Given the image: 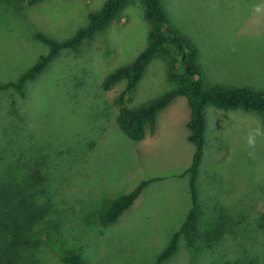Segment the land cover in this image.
Masks as SVG:
<instances>
[{"label":"rangeland","instance_id":"obj_1","mask_svg":"<svg viewBox=\"0 0 264 264\" xmlns=\"http://www.w3.org/2000/svg\"><path fill=\"white\" fill-rule=\"evenodd\" d=\"M106 1L44 0L11 17L0 10V82L15 80L47 53L35 33L58 42L70 38ZM161 5L173 31L195 45L202 88L264 90V0H161ZM148 29L140 0H131L118 22L85 40L77 53L62 51L27 85L25 98L0 93V147L4 128L9 129L4 125L7 109L15 101L22 117L18 129L27 124L9 137L23 149L31 147L26 154L46 147L52 161L66 162L60 176L54 173L49 217L60 221L65 243L52 231L43 232L33 249L37 264H63L60 255L67 250L80 251L89 264H154L190 209L189 177L182 175L192 164L194 147L187 139L185 98L160 112L154 135L133 142L120 131L112 102L125 82L101 89L109 73L130 64L145 48ZM167 73L162 58L152 60L127 107L146 105L174 89ZM80 138L82 151L72 148ZM204 138L197 225L204 231L223 222L228 230L212 252H189L181 238L165 264H264V234L255 224L264 213L262 117L208 106ZM149 179L158 181L99 232L103 207ZM31 262L29 256L26 264Z\"/></svg>","mask_w":264,"mask_h":264},{"label":"trees","instance_id":"obj_2","mask_svg":"<svg viewBox=\"0 0 264 264\" xmlns=\"http://www.w3.org/2000/svg\"><path fill=\"white\" fill-rule=\"evenodd\" d=\"M42 1L44 0H0V10H5L8 17L17 16ZM140 2L143 7V18L149 26L146 46L130 64L109 73L102 81L101 89L107 92L118 83L125 82L124 89L112 102L118 108L116 121L120 131L133 142H141L146 136L154 135L159 113L176 98L183 97L186 100L189 109L187 139L193 145L194 152L192 164L182 176L189 177L191 206L180 228L173 233L154 263L165 264L177 253L181 238L184 239L189 252H200V248L212 252L217 244L224 241L223 235L228 230L224 228L223 222H219L214 228L206 227L204 231L197 225L199 205L196 182L205 147L206 107L256 113L262 117L264 126V90L231 86L202 88V73L196 64L195 45L173 31L161 0ZM130 4L131 0H107L100 10L88 15L85 26L70 38L60 42L42 33H35L34 40L45 45L47 53L39 56L37 61L15 80L0 82V93L12 91L19 98H25L27 85L34 82L62 51L77 53L85 40H91L96 33L103 32L112 23L118 22ZM155 58H162L167 63L168 79L176 87L146 105L137 108L127 107L126 101L137 89L145 69ZM21 118L16 102L12 101L7 109L9 123H4L9 129L7 131L4 128V143L0 147V264H26L29 256L32 259L31 264H37L33 249L39 245L41 234H49V231H52L63 244L66 238L62 229H59L60 221L49 220L54 207L52 192L54 173L60 176L66 162L52 161L50 151L46 147L40 148L38 153L26 154L25 151H31V147L23 149L15 139L9 137V132L16 136L26 126L27 121L24 127L18 129ZM81 140L83 139L80 138L76 141H79L78 143H73L72 148L76 147L82 151L84 143ZM155 181L158 179L143 180L132 192L108 202L99 214L101 224L97 227L98 231L102 232L109 225L115 224L131 208L143 190ZM255 224L264 234V213L259 215ZM60 258L63 264H89L80 251H64ZM213 262L239 264L237 260Z\"/></svg>","mask_w":264,"mask_h":264},{"label":"crops","instance_id":"obj_3","mask_svg":"<svg viewBox=\"0 0 264 264\" xmlns=\"http://www.w3.org/2000/svg\"><path fill=\"white\" fill-rule=\"evenodd\" d=\"M254 90H255V89H254ZM178 98H179V97H178ZM176 99H177V98H176ZM173 102H174V101H173ZM173 102H172L169 106H171V105L173 104ZM169 106H168V107H169ZM165 109H167V108H165ZM165 109H164V110H165ZM219 110H220V109H219ZM223 111H224V110H223ZM233 111H235V110H233ZM161 112H162V111H161ZM159 114H160V113H159ZM157 118H158V117H157ZM156 126H157V124H156ZM155 131H156V130H155ZM154 134H155V133H154Z\"/></svg>","mask_w":264,"mask_h":264}]
</instances>
